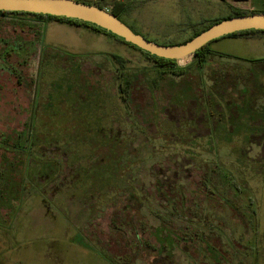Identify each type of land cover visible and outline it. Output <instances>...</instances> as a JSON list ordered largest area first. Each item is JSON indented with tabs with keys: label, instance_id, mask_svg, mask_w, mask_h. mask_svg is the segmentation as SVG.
<instances>
[{
	"label": "rangeland",
	"instance_id": "1",
	"mask_svg": "<svg viewBox=\"0 0 264 264\" xmlns=\"http://www.w3.org/2000/svg\"><path fill=\"white\" fill-rule=\"evenodd\" d=\"M130 1L124 22L161 44L226 12ZM25 25L0 16V264H264V32L212 41L232 59L189 56L177 77Z\"/></svg>",
	"mask_w": 264,
	"mask_h": 264
},
{
	"label": "water",
	"instance_id": "2",
	"mask_svg": "<svg viewBox=\"0 0 264 264\" xmlns=\"http://www.w3.org/2000/svg\"><path fill=\"white\" fill-rule=\"evenodd\" d=\"M0 11L50 15L90 23L150 55L175 61L192 56L204 45L223 36L246 30L264 31V14L241 15L221 20L183 44L162 45L134 33L106 10L75 0H0Z\"/></svg>",
	"mask_w": 264,
	"mask_h": 264
},
{
	"label": "trees",
	"instance_id": "3",
	"mask_svg": "<svg viewBox=\"0 0 264 264\" xmlns=\"http://www.w3.org/2000/svg\"><path fill=\"white\" fill-rule=\"evenodd\" d=\"M75 1L88 4V3L84 2V1H80V0H75ZM221 1L223 3L229 5L234 0H221ZM243 1H247V0H243ZM133 4H134L133 1H130V0H106V2H103V0H99V1L92 2V4H89V5L96 6V7L100 8V9H104L107 12H109L110 14L114 15L117 19H119L120 21L125 23L124 20L122 19V16L125 15L133 7ZM250 14H254V13H252L250 11H244V10H237V11L233 10L226 17H222V18H218V19L212 20L210 23H207V24L203 23L200 28L193 29L192 34L188 38H186L185 40L179 42L178 44H183V43L189 41L190 39H192L193 37L197 36L199 33L204 31L205 29H207L211 25H213V24H215V23H217V22H219L221 20L228 19V18H231V17H234V16L250 15ZM0 16L24 17V18L29 19L30 21H33L35 23H39L40 26L42 24H44V22H46L48 20H55V21H59V22L67 23V24H72V25H84L86 27H89V28L93 29L96 32H99V33H102L104 35L110 36V37L116 39L121 44L126 45L129 48H132L133 50H136V51L140 52L146 58V60L151 61V63L153 64V67H156L159 70L163 69V70H160L161 74H172L173 76L180 77V76H182L185 73V67H178L175 60H167V59H162V58L150 55L148 52L142 51V50L136 48L135 46L124 42L121 38H119V37L107 32V31H105V30H103V29H101V28H99V27H97V26H95L93 24H90V23L82 22V21H79V20H76V19H67V18H63V17H54V16H50V15L31 14V13H24V12H3V11H0ZM128 27L134 33L139 34L138 32L134 31L130 26H128ZM25 28H26L28 33H31L33 35V37L36 38L38 36L37 35L38 33L40 34V37H41L40 27L36 28L35 25H25ZM21 30H23V29H21ZM259 32H264V31H260V30H246V31H240V32L232 33V34H229V35H226V36H223V37H236V36H242V35H246V34L259 33ZM143 37L145 39H147V40H150V39H148L145 36H143ZM223 37H221V38H223ZM150 41H152L154 43H157V42H155L153 40H150ZM157 44H161V43H157ZM162 45H175V44L169 43V44H162ZM208 45H209V43L204 45L200 50L196 51L191 56L193 61L195 62L196 66L198 68L203 67L204 63L206 62V60H207V58L209 56H217V57H220V58L232 59L227 54L211 51L209 49ZM255 63L264 64V59L257 60V61H255Z\"/></svg>",
	"mask_w": 264,
	"mask_h": 264
},
{
	"label": "crops",
	"instance_id": "4",
	"mask_svg": "<svg viewBox=\"0 0 264 264\" xmlns=\"http://www.w3.org/2000/svg\"><path fill=\"white\" fill-rule=\"evenodd\" d=\"M223 5H224L225 11H226L224 13L223 17L228 16L231 13V11H233V10H236V11L237 10H244V11H250L254 14H264V0H247V1L234 0L229 5H227L225 3H223ZM46 26H51V27H53V26H55V27L56 26H67L69 28H72L75 30H80L84 33H87L89 36L94 37L97 41H100V42L108 44V45H112L113 47H120L123 49V46H124L123 44L118 42L116 39H114L110 36L104 35L102 33L96 32L93 29L86 27L84 25H72V24H67V23L55 21V20H48L40 26L41 41H42L43 45L45 44L44 43V41H45L44 30H45ZM259 36H261V35H259L258 33H251V34H246V35L236 36V37H230V38L236 39V40L247 41L248 39L249 40H256V39L260 38ZM72 50H73V51H71L72 53L76 51L73 48H72Z\"/></svg>",
	"mask_w": 264,
	"mask_h": 264
}]
</instances>
